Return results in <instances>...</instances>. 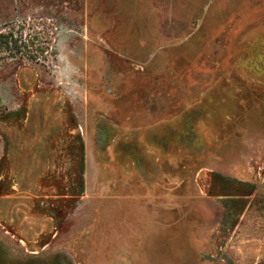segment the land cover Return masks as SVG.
Returning <instances> with one entry per match:
<instances>
[{
  "label": "rangeland",
  "instance_id": "rangeland-1",
  "mask_svg": "<svg viewBox=\"0 0 264 264\" xmlns=\"http://www.w3.org/2000/svg\"><path fill=\"white\" fill-rule=\"evenodd\" d=\"M0 35V264H264V0H0Z\"/></svg>",
  "mask_w": 264,
  "mask_h": 264
},
{
  "label": "trees",
  "instance_id": "trees-1",
  "mask_svg": "<svg viewBox=\"0 0 264 264\" xmlns=\"http://www.w3.org/2000/svg\"><path fill=\"white\" fill-rule=\"evenodd\" d=\"M0 41L4 42L5 44L8 43V41H7V37H6L5 35H0ZM4 43H3V44H4Z\"/></svg>",
  "mask_w": 264,
  "mask_h": 264
}]
</instances>
